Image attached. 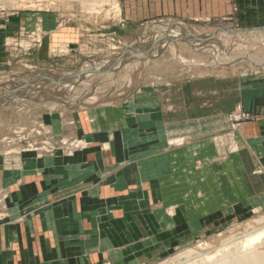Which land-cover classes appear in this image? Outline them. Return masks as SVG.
Returning <instances> with one entry per match:
<instances>
[{
	"label": "crops",
	"instance_id": "obj_1",
	"mask_svg": "<svg viewBox=\"0 0 264 264\" xmlns=\"http://www.w3.org/2000/svg\"><path fill=\"white\" fill-rule=\"evenodd\" d=\"M119 5L125 26L114 35L126 45L156 19L264 26V0ZM83 37L64 27L27 54L11 50L6 64L36 72L73 65L88 54ZM0 44L5 52L8 44ZM44 106L0 113L1 131L34 125L36 142L44 133L50 148L58 147L0 146V264H153L264 207V72L201 71L165 54L125 99ZM238 109L258 118L232 131L228 117ZM15 111L17 118H7ZM75 139L87 146L69 156L60 142Z\"/></svg>",
	"mask_w": 264,
	"mask_h": 264
},
{
	"label": "rangeland",
	"instance_id": "obj_2",
	"mask_svg": "<svg viewBox=\"0 0 264 264\" xmlns=\"http://www.w3.org/2000/svg\"><path fill=\"white\" fill-rule=\"evenodd\" d=\"M170 22L183 27V30L191 35L201 36L197 38L202 43L206 40L217 41L222 51L227 53L231 58L241 60L248 59L250 56L264 58V39L259 35L264 33V30L243 32L246 29L264 28V26L242 27L236 21L195 22L189 20L156 19L155 21L140 25L141 30L138 33V38L133 41V44L126 45L121 36L114 35V33L117 34L125 26V23L122 21L119 0H0V43L4 40L8 44V47L4 48L5 52L0 44V52L2 51L3 53L0 56V86L6 84L13 86L14 84L25 87V85L37 79L42 73L44 74L40 76V79L43 80L45 76L62 77L72 74L76 70L81 71L83 69L82 66L86 62L99 64L107 61L112 62L131 46H136L140 49L143 46L159 42L166 36V33L162 30L159 31V28H156V26L161 23ZM64 27H77L80 30V35H84L83 42L89 48L86 50L88 54L78 58L80 62L73 65L60 64L59 67L55 66L56 70L52 72H36V70H30L29 68L24 69L20 64L13 67L6 64L8 62L7 55H10L11 50L14 53L22 55L27 54L39 45H42L44 39L47 40L49 36L52 37L60 33ZM227 30L241 33L232 34ZM214 33L215 36L213 38L211 35ZM140 40L142 41V45H139ZM174 50L182 55L183 61L177 59L174 55ZM165 54L183 66H194L201 71L220 72L226 68L241 76H254L264 72L263 67L251 64L218 66L211 55L191 47L188 41H173L163 51L162 55L152 56L150 61L143 57L139 58V60H137L136 56L128 59L126 57L121 59L119 63H128L123 67L114 69L112 67L111 74H106L105 72L95 73L96 70L85 71L84 75L86 76L81 82L79 81L80 83L73 88L72 93L67 97L64 96L65 92L63 91H60V95L63 97L56 98L54 101H41L36 97H29L18 104L11 103L3 106L0 109V113L7 107H18L24 103L32 102L44 103L46 105L44 107L48 108L63 107L64 109L66 107L79 109L98 102L125 99L142 84L151 61ZM100 70L102 69L100 68ZM33 84L34 87L35 85L42 87L39 82ZM11 88L4 89L0 87V98H10L14 94ZM95 97H98V101L90 102ZM10 115L13 118H17L18 111L8 114L7 118ZM235 115L241 116L242 119L233 124L231 117ZM12 117L10 118L13 119ZM228 118L230 128L232 129L235 125L238 129L245 122L256 121L258 114L253 111L238 109ZM7 131L9 132L4 131V129L0 130V146L8 147V143L12 142H17V144L6 152H13L15 149H20L21 152L34 151L35 145L37 146L36 148L42 146L43 152L49 153L58 148H50V140H47V137L45 138L44 133L43 142H36L35 137L40 136L41 131L35 128L34 125L23 128H12ZM65 141L67 140H62V142ZM60 145L65 148L66 153L68 151L69 156H72L79 150L85 149L87 146L79 139L73 140L68 145L60 142ZM263 225L264 207L256 208L248 214L236 216L228 224L219 225L217 231H214L212 234H203L200 239L182 247L172 248L171 253L167 257L153 264H180L182 262V254L188 250L205 253L206 251L220 248L226 240L245 234L251 227H261ZM101 264H111V262L106 260Z\"/></svg>",
	"mask_w": 264,
	"mask_h": 264
},
{
	"label": "bare ground",
	"instance_id": "obj_3",
	"mask_svg": "<svg viewBox=\"0 0 264 264\" xmlns=\"http://www.w3.org/2000/svg\"><path fill=\"white\" fill-rule=\"evenodd\" d=\"M118 12V11H117ZM155 27V26H154ZM153 27V28H154ZM159 28V31L162 30L166 33V36L163 37L159 42L154 43L153 45L143 46L138 49L136 46H133L132 50L128 51V55L125 57L126 59L132 58L136 56L139 58L151 60L152 56L162 55L163 51L169 46V44L173 41L183 42L188 41L191 47L201 50L206 54L211 55L216 61L215 64L218 66H226L231 64H251L258 65L263 67L264 69V58L252 57L250 56L248 59H237L231 58L222 51V48L217 43V41H205L201 42L200 39L192 37L191 34L185 32L183 27L170 22V23H161L156 26ZM262 39H264V33L259 34ZM142 39V38H141ZM139 45H142V41H139ZM138 49V50H137ZM174 55L177 57L179 61H183L182 55H180L176 50H174ZM141 56V57H140ZM124 59V58H123ZM103 64L95 63V62H86L82 67L79 73L82 75L78 77H74L72 74H67L62 77L55 76H45L44 78H50L53 80H58L65 78L64 82L60 83H42V79H40L39 84L41 86H33L23 87L16 86L13 84L11 90L13 91V95L10 98H0V109L7 104H18L22 100H26L29 97H36L41 101H54L56 98L63 97L60 94V91L65 92L64 96L67 97L72 93V90L75 86L78 85L82 81V79L86 76L83 75L85 71H93L96 70L95 73L101 72L106 74H111V70L118 67H123L126 65L125 63H115L113 62H102ZM113 67V69H111ZM90 68V69H89ZM100 68L102 70H100ZM80 81V82H79ZM12 83V82H11ZM37 83V82H36ZM26 86V85H25ZM47 89V91H46ZM49 91V92H48ZM55 95V96H54ZM98 97L92 98L90 102H94ZM98 101V100H97ZM238 116H232L231 122L233 124L240 121L237 118ZM239 129V128H238ZM236 127H232V131H238ZM207 249V248H206ZM205 250V249H204ZM214 253V254H213ZM264 264V225L261 227H251L248 231L240 235L238 237H233L229 240H226L220 248H215L214 250L206 251L205 253H198L194 250H188L184 254H182V262L180 264Z\"/></svg>",
	"mask_w": 264,
	"mask_h": 264
},
{
	"label": "water",
	"instance_id": "obj_4",
	"mask_svg": "<svg viewBox=\"0 0 264 264\" xmlns=\"http://www.w3.org/2000/svg\"><path fill=\"white\" fill-rule=\"evenodd\" d=\"M251 30H260V31H262V30H264V28H255V29H246V30H244L243 32H245V31H251ZM227 31H229L230 33H232V34H240L241 32H232V31H230V30H227ZM214 36H215V33L214 34H212L211 35V37H213L214 38ZM192 37H195V38H200L201 36H198V35H192ZM210 37V38H211ZM203 38V37H202ZM175 42V41H174ZM133 48H132V46L131 47H129L121 56H119L118 58H116L115 60H113L112 62H113V64H115V63H117V62H119V61H121V59H123V58H125L127 55H128V51L130 50H132ZM42 74H44V73H42ZM42 74L41 75H39L38 76V78L37 79H35V80H33L32 82H30L29 84H27L26 86L27 87H29V86H31L33 83H36V82H40L39 80H40V76H42ZM73 75H74V77H78V76H80V75H82V73H79L78 72V70H76L75 72H73ZM83 75H84V73H83ZM63 80H65V78H62V79H58V80H53V79H50V78H44L43 80H42V83H45V82H47V83H60V82H64ZM8 84H6V85H3V86H0V87H2V88H8ZM25 86V87H26Z\"/></svg>",
	"mask_w": 264,
	"mask_h": 264
},
{
	"label": "built area",
	"instance_id": "obj_5",
	"mask_svg": "<svg viewBox=\"0 0 264 264\" xmlns=\"http://www.w3.org/2000/svg\"><path fill=\"white\" fill-rule=\"evenodd\" d=\"M239 114H240V113H239ZM237 118L240 119V120L242 119L241 116H239V117H237ZM234 127H235V125H234Z\"/></svg>",
	"mask_w": 264,
	"mask_h": 264
}]
</instances>
